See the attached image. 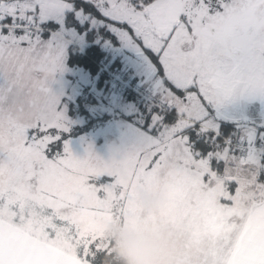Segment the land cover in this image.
Returning <instances> with one entry per match:
<instances>
[{
    "label": "snow or ice",
    "instance_id": "1",
    "mask_svg": "<svg viewBox=\"0 0 264 264\" xmlns=\"http://www.w3.org/2000/svg\"><path fill=\"white\" fill-rule=\"evenodd\" d=\"M83 2L0 0V264H117L101 225L134 215L137 187L160 179L205 264H264V114L221 127L228 109L264 108V0ZM69 12L151 74L138 129L107 160L64 140L51 83L75 33L52 22Z\"/></svg>",
    "mask_w": 264,
    "mask_h": 264
},
{
    "label": "rangeland",
    "instance_id": "2",
    "mask_svg": "<svg viewBox=\"0 0 264 264\" xmlns=\"http://www.w3.org/2000/svg\"><path fill=\"white\" fill-rule=\"evenodd\" d=\"M61 28L66 32L74 31L75 35L67 37L70 40L69 43L73 42L81 47L82 33L64 28L63 25L58 26L55 32H60ZM115 36L118 42L112 46L110 40H104L102 43L104 49L113 55L119 54L125 63L132 65L137 74L150 79L151 74L144 56L118 35ZM65 58L62 68L56 73L51 83L52 91L59 97L60 109L64 113L68 129L64 133V140L77 158H84L91 150L100 158L107 160L114 152L123 150L131 142L133 131L138 129L142 112L131 102H121L120 96L114 92L109 91L107 94L102 92L101 88L95 84V75H90L79 66L68 65ZM84 88H88L94 95V102L86 105L90 114L86 116L71 114L68 103L72 102V108H76L75 97ZM125 114H130L131 119ZM262 114H264V108L259 103H252L226 110L221 114V119L240 121L258 119ZM84 124H89L88 128L82 129ZM135 199L136 213L127 219L122 218L124 227L139 222L171 226L187 236L188 246L184 264H205V261L210 258L208 244L205 241H197L189 228L180 220L179 212L174 206V193L170 191L163 179L138 186ZM118 219L105 220L101 225L102 232L105 231L107 224L116 222Z\"/></svg>",
    "mask_w": 264,
    "mask_h": 264
},
{
    "label": "trees",
    "instance_id": "3",
    "mask_svg": "<svg viewBox=\"0 0 264 264\" xmlns=\"http://www.w3.org/2000/svg\"><path fill=\"white\" fill-rule=\"evenodd\" d=\"M73 2L78 7L83 8L85 12H87L91 8V5L84 4L83 0H73ZM100 18L101 17H98V19ZM52 23L56 24L55 31L58 29V26L60 27L61 25L60 23H57L55 21H53ZM91 24V20L87 15H82L80 19L77 20L75 15L69 12L68 15L65 17L62 24L63 27L75 30L78 33L80 32L82 33L83 37V43L81 44V47H78L73 42L67 45L65 61L68 65L79 66L83 70L87 71L90 75H95L96 86L100 87L101 91L106 94L109 91L110 93H117L114 87H112L109 83L110 74L106 70H110L111 72L113 70L121 69L125 72L127 76H129V78L133 80L139 79L143 82H150V79H148L147 76L144 77L143 75L137 74L133 70L132 65L125 63V61L122 60L119 54L113 55L112 53H109L104 49L102 45L104 40H110L112 46H114L118 42V39L114 34L108 32L105 28L100 27L98 24ZM97 31L99 32V36L103 38L99 42L97 41ZM117 96H120L119 100L121 102L133 103L136 109H138L142 113L147 110L148 105H142L137 103L135 101V95L131 91H127L126 93H119V95L117 94ZM75 101L76 108H72V102L68 103V109L70 113L75 115L86 116L90 114L86 105L94 102V95L88 88H84L83 90H81V92L76 95ZM129 115L130 114H125V116H128L129 119H131V116ZM238 121L240 120L221 119V127L229 129L233 128L234 126H236ZM88 126L89 124H84L82 126V129L88 128ZM121 221H123L122 218H119L118 221L113 223L119 225ZM103 235L107 239L105 231L103 232ZM107 240L110 242L111 245V241L109 239ZM110 251L112 252L111 247Z\"/></svg>",
    "mask_w": 264,
    "mask_h": 264
},
{
    "label": "clouds",
    "instance_id": "4",
    "mask_svg": "<svg viewBox=\"0 0 264 264\" xmlns=\"http://www.w3.org/2000/svg\"><path fill=\"white\" fill-rule=\"evenodd\" d=\"M105 235L117 264H184L187 255L186 234L171 226L121 221L107 224Z\"/></svg>",
    "mask_w": 264,
    "mask_h": 264
},
{
    "label": "built area",
    "instance_id": "5",
    "mask_svg": "<svg viewBox=\"0 0 264 264\" xmlns=\"http://www.w3.org/2000/svg\"><path fill=\"white\" fill-rule=\"evenodd\" d=\"M106 71L110 74L109 83L116 90L117 93L115 94L119 95V93L131 91L135 95V101L142 105H148L152 100L150 82H143L139 79L133 80L121 69Z\"/></svg>",
    "mask_w": 264,
    "mask_h": 264
}]
</instances>
